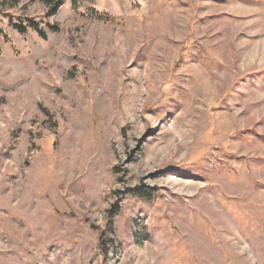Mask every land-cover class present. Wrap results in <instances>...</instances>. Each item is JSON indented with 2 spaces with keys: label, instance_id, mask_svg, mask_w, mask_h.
I'll return each instance as SVG.
<instances>
[{
  "label": "rangeland",
  "instance_id": "rangeland-1",
  "mask_svg": "<svg viewBox=\"0 0 264 264\" xmlns=\"http://www.w3.org/2000/svg\"><path fill=\"white\" fill-rule=\"evenodd\" d=\"M61 1L0 0V264H264V0Z\"/></svg>",
  "mask_w": 264,
  "mask_h": 264
},
{
  "label": "trees",
  "instance_id": "trees-1",
  "mask_svg": "<svg viewBox=\"0 0 264 264\" xmlns=\"http://www.w3.org/2000/svg\"><path fill=\"white\" fill-rule=\"evenodd\" d=\"M47 1V4L49 5L50 7V13L48 14V17H52L54 15L57 14L58 12V9L60 8L61 4H62V1L61 0H46ZM30 28L35 30L41 37H46V33L39 27V24L36 23V22H30ZM17 29H19V31L21 33H26L27 32V26H24V25H18L16 26ZM53 31H58L57 28L55 27H52L51 28ZM140 196H143V192L139 193ZM146 199H149V198H146Z\"/></svg>",
  "mask_w": 264,
  "mask_h": 264
}]
</instances>
